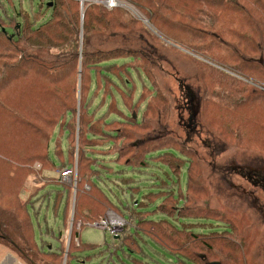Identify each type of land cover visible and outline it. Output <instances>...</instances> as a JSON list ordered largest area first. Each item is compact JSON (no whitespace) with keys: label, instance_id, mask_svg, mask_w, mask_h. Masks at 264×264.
<instances>
[{"label":"trees","instance_id":"1","mask_svg":"<svg viewBox=\"0 0 264 264\" xmlns=\"http://www.w3.org/2000/svg\"><path fill=\"white\" fill-rule=\"evenodd\" d=\"M80 1L0 0V248L23 264H247V220L200 204L207 187L192 174L195 151L166 135L146 138L155 117L162 126L168 115L149 55L135 47L93 49L96 38L133 33L138 22L120 7L108 10L105 0H85L84 11ZM124 1L154 26L184 25L199 38L190 43L200 50H189L205 127L226 147L264 153V92L250 85L264 87V0ZM118 59L129 63L118 68ZM130 69L146 79L136 102V87L123 92L114 79L133 83ZM15 82L27 86L18 90ZM114 87L132 116L108 125L90 116L89 96ZM35 93L44 94V106ZM109 112H118L115 104ZM154 151L163 154L149 159ZM68 169H76L75 198L73 183L44 175ZM116 191L129 201L113 199ZM110 212L126 223L119 236L110 244L82 242V228ZM188 220L222 229L197 233L203 226Z\"/></svg>","mask_w":264,"mask_h":264},{"label":"rangeland","instance_id":"2","mask_svg":"<svg viewBox=\"0 0 264 264\" xmlns=\"http://www.w3.org/2000/svg\"><path fill=\"white\" fill-rule=\"evenodd\" d=\"M122 1L123 6L119 7L138 22V27L133 33L124 32L110 38H96L94 42L95 47H93V49L123 50L126 47H135L142 52L144 50V52L149 55L151 61L149 60L146 66L157 78V86L159 87L161 96L167 97L168 117L166 116L167 119L165 118V122L162 120L163 127L157 123V118L155 117V122H153V124H155V131L152 134L150 133L146 138L154 139L166 135L169 138L179 140L186 147L195 151L192 152L193 154H196V156L192 158V174L194 178L197 179L199 185H206L207 187L200 204H208L211 208L217 211L230 212L238 219L240 217H245L247 220V225L244 226L245 234L249 235L250 241H252L249 247L248 254H250V256L247 260V264H264V188L254 187L250 183L246 172L239 173L234 169L242 167L246 170H250L252 169L253 164L264 168V153L240 151L233 148V146H230V148L226 147L222 141L212 135L205 127L200 115V108L195 119L196 124L199 126L198 131L200 129L199 134H194L191 138L187 136L189 129L185 125H182L180 120L183 118V121L187 122L189 115L187 107L191 108V105L188 103L189 99L186 89L190 90L194 95L193 103L195 108H198L201 102V89L197 78L195 64L194 61H192L197 57L194 56V53L191 50H189L190 46L200 50V44L190 43L192 41H199V38L196 35H193L190 30L185 29L184 25H182L183 27L176 28H172L168 25L157 26V24H155L154 26L144 13L137 10L134 6L128 4L124 0ZM95 2L98 1H94V3ZM102 4L104 3L102 2ZM80 5L81 9L84 11L85 0H83V2L81 0ZM166 15L169 16V13H166ZM174 19L179 20L177 18ZM216 51L224 54V51L222 50L216 49ZM124 63H129V61L118 59L112 64H116L118 68H122L124 67ZM129 73L133 83H127L129 79H126L125 83H123L120 79L121 77H115V75L114 79L117 80V85L123 92L128 87H136L134 97V101L136 102L142 84L146 82V79L143 76L140 78L133 69H130ZM180 83L182 84V87H180ZM16 85L18 90L27 86L22 87V84L19 82H15V86ZM12 94L14 96V93ZM33 95V99H36L35 104L44 106V94L42 93L39 98L36 93ZM80 97L81 94H78V102H80ZM89 99L92 100V106L89 110L90 116L95 115L96 119L105 117V119H107L106 124L108 125L112 121H120L125 117L132 116L131 111L123 103L122 97L116 87L112 88L111 93H108L107 95H104L101 91L96 92V96H93L92 93L90 94ZM112 103L116 105L118 112H109V106ZM150 107L151 110L158 109L159 104H151ZM144 110L145 103H143L142 109L137 114L139 122L142 119ZM148 119L152 120V114L148 116ZM163 130L167 133L162 132ZM206 145H212L214 152H212V150ZM230 145H232V143ZM162 154L163 152L154 151L147 155V157L149 159L159 158ZM186 166L187 164L182 167L180 174L182 191H186L188 168V166ZM115 170L127 171L128 169L120 168L116 165ZM163 177V175L160 177V181ZM174 181L175 183L179 182L175 177ZM141 185L142 187H145L146 183L142 182ZM185 191L183 194H185ZM176 194L178 196V191H176ZM115 198L122 200V203L128 200L124 195L122 196L120 191L114 192L113 199ZM138 201H142V196ZM154 210L156 209L152 207L148 208V211ZM110 214L112 222L114 220L115 222L121 221L114 216L115 214L113 215L111 212ZM122 222L126 224L124 221ZM188 222L203 226L195 228V232L197 233L207 234L213 230L221 231L222 229V227H217L216 224H213V226L210 227V224L197 223L192 220H188ZM51 227H53V223H51ZM112 238L113 237H111L109 232L93 227L92 225L84 226L80 232V239L82 242L94 243L97 245H101L105 241L110 244ZM49 239L50 237H48V240ZM51 243L55 247V242L51 241ZM17 263L18 257L15 254L8 252L6 249L0 248V264ZM63 264H67V258Z\"/></svg>","mask_w":264,"mask_h":264},{"label":"flooded vegetation","instance_id":"3","mask_svg":"<svg viewBox=\"0 0 264 264\" xmlns=\"http://www.w3.org/2000/svg\"><path fill=\"white\" fill-rule=\"evenodd\" d=\"M250 85H252L254 88L264 92V87H261L257 84H253V83H251ZM186 90H187V96L189 99L188 103L191 105V108L187 107L188 112H189L187 122H184L183 118H181L180 120H181V124L185 125L189 129L187 136L189 138H191L192 136H194V134H196V135L199 134V131H200V129L198 131L199 126L196 124V121H195L196 116L198 115V110L200 108V105L198 108L194 107V103H193L194 95L191 93L190 90H188V89H186ZM200 100H201V98H200ZM207 147H209L212 150V152H214V148L212 147V145H208ZM252 152H254V151H252ZM234 169H236L237 172H239V173L246 172L250 183L254 187L264 188V168L263 167L256 165V164H253L252 169H250V170L249 169L246 170L242 167H238V168H234Z\"/></svg>","mask_w":264,"mask_h":264},{"label":"built area","instance_id":"4","mask_svg":"<svg viewBox=\"0 0 264 264\" xmlns=\"http://www.w3.org/2000/svg\"><path fill=\"white\" fill-rule=\"evenodd\" d=\"M103 3L108 10H112L114 8H118L119 6H123L122 0H105ZM60 176L64 182L73 183L74 179H76V171L70 170V169L64 170L63 172L60 173ZM114 216H116V215H114ZM116 217L119 218L121 221L115 222V220H114L112 222L111 221V214L109 213L108 217L106 219L100 221L99 223H94L92 226L96 227V228H100L106 232H109L112 237L117 238L120 234V232L118 230L124 228L126 224H124L122 222V221H124L123 219H121L118 216H116ZM17 264H21V263L18 262Z\"/></svg>","mask_w":264,"mask_h":264},{"label":"crops","instance_id":"5","mask_svg":"<svg viewBox=\"0 0 264 264\" xmlns=\"http://www.w3.org/2000/svg\"><path fill=\"white\" fill-rule=\"evenodd\" d=\"M34 168L37 169V170H41V166L39 164H35L34 165ZM76 168V167H75ZM72 170V169H70ZM76 171V169H74ZM44 175L47 177V178H50V179H57L59 178L60 176V173H53V172H45ZM75 198V196H74ZM84 243H88V242H84ZM88 244H94V243H88ZM8 251V250H7ZM9 252V251H8ZM19 262V261H18Z\"/></svg>","mask_w":264,"mask_h":264},{"label":"water","instance_id":"6","mask_svg":"<svg viewBox=\"0 0 264 264\" xmlns=\"http://www.w3.org/2000/svg\"><path fill=\"white\" fill-rule=\"evenodd\" d=\"M82 2H83V0H82ZM49 6H51V4H49ZM82 15H83L82 16V18H83L84 17V14H82ZM73 184H74V188H75V197H76V184H77V179H74ZM118 231L121 233L123 231V229H120ZM71 233H72V225H71V229H70V232H69L68 247L70 245ZM66 255H68V250H67V254ZM207 264H221V263L220 262H208Z\"/></svg>","mask_w":264,"mask_h":264}]
</instances>
